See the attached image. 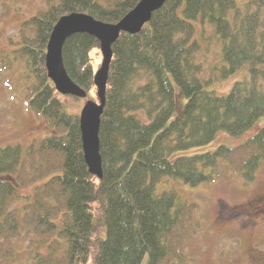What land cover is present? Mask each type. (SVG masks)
Masks as SVG:
<instances>
[{
    "label": "trees",
    "instance_id": "1",
    "mask_svg": "<svg viewBox=\"0 0 264 264\" xmlns=\"http://www.w3.org/2000/svg\"><path fill=\"white\" fill-rule=\"evenodd\" d=\"M139 1L44 0L46 7L21 23L16 45L0 55V65L26 61L29 105L52 129L25 147L0 146V261L15 254L24 224L36 235L32 242L47 250H36L38 264H141L145 257V264H182L198 205L173 186L159 187L163 179L196 186L215 180L223 166L245 183L257 177L264 126L237 145L171 155L221 131L241 135L264 116V0H165L139 32L122 31L112 45L101 115L103 176L89 171L80 113L67 110V95L48 76L47 43L64 14L115 23ZM196 21L209 22L221 40L219 65L205 76ZM62 55L69 76L98 100L99 40L73 33ZM243 66L247 76L227 93L211 87ZM29 186V193L19 192ZM20 197L21 208L12 207Z\"/></svg>",
    "mask_w": 264,
    "mask_h": 264
},
{
    "label": "rangeland",
    "instance_id": "2",
    "mask_svg": "<svg viewBox=\"0 0 264 264\" xmlns=\"http://www.w3.org/2000/svg\"><path fill=\"white\" fill-rule=\"evenodd\" d=\"M238 1L242 5L243 0ZM45 7L44 0H0V55L18 42L21 23ZM195 24V37L201 45L199 60L205 67V76L210 69L219 65L221 40L209 22L204 27L200 21ZM247 73L243 66L227 79L216 80L211 87L225 94L236 80L243 79ZM31 82L32 77L27 75V63L23 58H13L9 64L1 62L0 146L19 143L25 147L52 131L42 114L35 112L29 105L26 94ZM87 99L90 98L63 96L69 112H80ZM262 126L264 116L241 135L232 136L221 131L209 143L175 151L171 157L215 149L221 143L237 145ZM172 186L182 200L198 205L194 230L183 242L185 258L182 264H247L249 260L256 259V255H264V210L256 209L264 206V162L257 177L250 183H245L239 174L223 166L221 174L212 182L193 186L180 179L165 177L159 184V187ZM31 190V186L20 187L19 192L25 194ZM23 203L24 198L20 197L11 206L21 208ZM35 238L32 227L22 224L19 236L14 240L15 254L2 259L0 264H38L36 250H47L44 249V243L38 247L36 242H32ZM146 259L141 264H145Z\"/></svg>",
    "mask_w": 264,
    "mask_h": 264
},
{
    "label": "water",
    "instance_id": "3",
    "mask_svg": "<svg viewBox=\"0 0 264 264\" xmlns=\"http://www.w3.org/2000/svg\"><path fill=\"white\" fill-rule=\"evenodd\" d=\"M165 0H140L119 21L106 22L93 15L73 11L62 15L54 24L46 48V68L55 88L62 94L87 97L85 88L76 83L66 71L63 61V45L67 37L76 32H87L100 42L102 62L93 75L97 87L98 100L87 99L80 110V129L85 161L89 171L103 176L102 157L100 153V123L106 101V84L113 56L112 45L122 31L139 32L148 22L152 13L159 9Z\"/></svg>",
    "mask_w": 264,
    "mask_h": 264
},
{
    "label": "flooded vegetation",
    "instance_id": "4",
    "mask_svg": "<svg viewBox=\"0 0 264 264\" xmlns=\"http://www.w3.org/2000/svg\"><path fill=\"white\" fill-rule=\"evenodd\" d=\"M256 209H258L259 211L264 210V206L257 207ZM247 264H264V255L262 254L256 255V259L249 260Z\"/></svg>",
    "mask_w": 264,
    "mask_h": 264
}]
</instances>
